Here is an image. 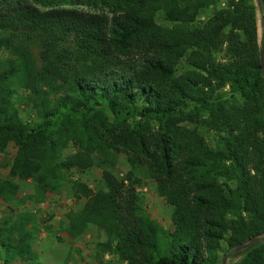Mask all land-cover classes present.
Here are the masks:
<instances>
[{"label": "trees", "instance_id": "trees-1", "mask_svg": "<svg viewBox=\"0 0 264 264\" xmlns=\"http://www.w3.org/2000/svg\"><path fill=\"white\" fill-rule=\"evenodd\" d=\"M259 11L264 32V0ZM8 27L16 33L0 71V152L11 142L15 154L0 199L16 198L13 178H31L37 196L56 193L60 170L88 167L98 150L102 182L74 183L84 202L62 229L74 238L96 227L99 249L120 262L215 264L222 247L241 251L264 231V71L252 0H0ZM29 39L36 57L22 45ZM22 105L37 120L24 121ZM183 122L214 131L215 145ZM69 140L80 151L61 158ZM117 153L145 166L172 207L171 229L142 207L131 170L110 171ZM242 215L247 235L236 228ZM27 223L0 228V264H32ZM235 264H264V240Z\"/></svg>", "mask_w": 264, "mask_h": 264}, {"label": "rangeland", "instance_id": "rangeland-1", "mask_svg": "<svg viewBox=\"0 0 264 264\" xmlns=\"http://www.w3.org/2000/svg\"><path fill=\"white\" fill-rule=\"evenodd\" d=\"M254 12L256 19V41L258 46L261 44V16L260 8L256 6L255 0ZM80 9L82 11H93L90 6L85 4H62ZM44 8L43 6H39ZM212 12V7L200 9L197 13V20L203 22ZM159 15V13L157 14ZM158 23L165 26L161 19ZM13 27L5 29L0 28V71L7 67L9 59L13 58V54L8 47V40L14 35ZM32 56L36 57L38 47L32 40L22 43ZM218 60H224V51L215 54ZM177 73H182L187 67L184 60L177 64ZM263 71H264V55H263ZM224 91H227L225 86ZM20 113L24 121L37 120L33 110L27 106H20ZM186 129L195 128L203 137L207 145L213 147L216 142L217 135L214 131L209 130L202 125L194 123H181ZM80 151L78 144L69 140L61 150L60 157L74 154ZM15 154L14 145L9 142L5 150L0 152V178L7 177V169ZM92 163L83 169L68 167L60 170L61 180L56 193H46L43 196L33 193V181L31 178L18 179L13 178L12 181L17 184L18 192L13 200L0 199V228L2 233H6L8 224H14L21 218L26 219L28 230L31 231L30 249L33 252L32 264H103L106 262L114 264H125L116 259L113 254L101 251L98 242L104 240L101 230L96 227H90L86 232L71 238L63 231L62 222L64 214L68 210H76L80 208L84 202V198L79 191L74 188L75 182H81L90 188L98 187L102 182V167L99 165L101 155L98 150L91 153ZM131 159L122 153L115 154L113 165L110 171L119 178L124 177L127 171L131 170L133 175L139 179V183L135 185L142 207L164 228L171 229L172 224L170 215L172 207L162 197L158 196L155 190V182L148 175L143 164L134 167L130 164ZM237 223L236 228L242 231L243 235H247L248 231L244 224V215H242ZM261 236H264L261 235ZM223 247L217 251L215 264H221ZM241 251H226V259L224 264H235L241 257Z\"/></svg>", "mask_w": 264, "mask_h": 264}, {"label": "water", "instance_id": "water-1", "mask_svg": "<svg viewBox=\"0 0 264 264\" xmlns=\"http://www.w3.org/2000/svg\"><path fill=\"white\" fill-rule=\"evenodd\" d=\"M256 6L260 8V0H255ZM263 55H264V32H261V44H260V65L263 66ZM264 234V231L261 232L257 236H251L247 238L244 242L239 244L236 249H242L246 250L248 247L253 246L255 243L261 242L264 240V236H261ZM227 252H225L221 259V264H224V261L226 259Z\"/></svg>", "mask_w": 264, "mask_h": 264}, {"label": "flooded vegetation", "instance_id": "flooded-vegetation-1", "mask_svg": "<svg viewBox=\"0 0 264 264\" xmlns=\"http://www.w3.org/2000/svg\"><path fill=\"white\" fill-rule=\"evenodd\" d=\"M240 250V249H239Z\"/></svg>", "mask_w": 264, "mask_h": 264}]
</instances>
